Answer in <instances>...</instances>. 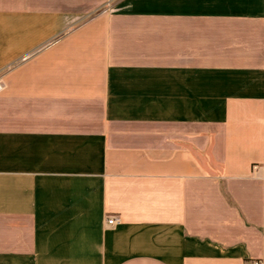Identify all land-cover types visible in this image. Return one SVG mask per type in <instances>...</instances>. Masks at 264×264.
I'll return each instance as SVG.
<instances>
[{
  "label": "crops",
  "instance_id": "1",
  "mask_svg": "<svg viewBox=\"0 0 264 264\" xmlns=\"http://www.w3.org/2000/svg\"><path fill=\"white\" fill-rule=\"evenodd\" d=\"M254 260L264 0H0V264Z\"/></svg>",
  "mask_w": 264,
  "mask_h": 264
},
{
  "label": "built area",
  "instance_id": "2",
  "mask_svg": "<svg viewBox=\"0 0 264 264\" xmlns=\"http://www.w3.org/2000/svg\"><path fill=\"white\" fill-rule=\"evenodd\" d=\"M116 221V218H108V222L109 223H112V222H115ZM250 264H261L260 263V261H258V260H254V261H252Z\"/></svg>",
  "mask_w": 264,
  "mask_h": 264
}]
</instances>
